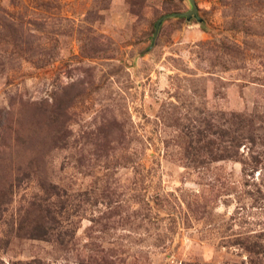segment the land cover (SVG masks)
Here are the masks:
<instances>
[{
    "label": "rangeland",
    "instance_id": "obj_1",
    "mask_svg": "<svg viewBox=\"0 0 264 264\" xmlns=\"http://www.w3.org/2000/svg\"><path fill=\"white\" fill-rule=\"evenodd\" d=\"M194 1L0 0V264H264V0Z\"/></svg>",
    "mask_w": 264,
    "mask_h": 264
},
{
    "label": "water",
    "instance_id": "obj_2",
    "mask_svg": "<svg viewBox=\"0 0 264 264\" xmlns=\"http://www.w3.org/2000/svg\"><path fill=\"white\" fill-rule=\"evenodd\" d=\"M189 1V3H190V5H191V10L190 11H187V12H185V13H175L174 15L175 16H185V17H190V16H193V17H195L196 19H198L199 20V18H198V16H197V7H196V5H195V1L194 0H188ZM166 17H168L167 15H165V16H163L161 19H159V21H157L156 22V24H155V31H154V36L157 34V32H158V29H159V26H160V23H161V21L164 19V18H166Z\"/></svg>",
    "mask_w": 264,
    "mask_h": 264
},
{
    "label": "trees",
    "instance_id": "obj_3",
    "mask_svg": "<svg viewBox=\"0 0 264 264\" xmlns=\"http://www.w3.org/2000/svg\"><path fill=\"white\" fill-rule=\"evenodd\" d=\"M2 205L0 204V212L3 210L1 209ZM47 213H49L48 211H46ZM36 229H33V231H31L29 233L30 238H48L50 235V231L46 230V229H42L40 228V231H36Z\"/></svg>",
    "mask_w": 264,
    "mask_h": 264
}]
</instances>
